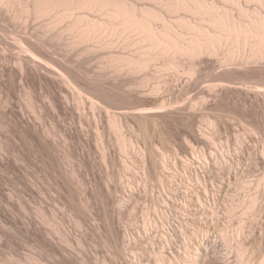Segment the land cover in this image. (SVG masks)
Returning <instances> with one entry per match:
<instances>
[{
    "label": "rangeland",
    "instance_id": "obj_1",
    "mask_svg": "<svg viewBox=\"0 0 264 264\" xmlns=\"http://www.w3.org/2000/svg\"><path fill=\"white\" fill-rule=\"evenodd\" d=\"M53 1L0 0V264H264V52L86 41L106 14Z\"/></svg>",
    "mask_w": 264,
    "mask_h": 264
},
{
    "label": "bare ground",
    "instance_id": "obj_2",
    "mask_svg": "<svg viewBox=\"0 0 264 264\" xmlns=\"http://www.w3.org/2000/svg\"><path fill=\"white\" fill-rule=\"evenodd\" d=\"M154 1L158 7L139 8L136 4L124 0H57L56 3L50 5L64 6L63 11L61 10L63 15L60 14L61 18L70 17L71 14L69 13L72 11L70 9L73 6H78V9L83 7L106 14V17L96 20H82L81 16H74L71 26L79 29L81 38L86 39V41L96 37L112 38V36L133 33L139 36L138 39L141 42L147 43L149 50L158 49L161 52L160 55L168 56L170 61H173L177 55L196 56L205 51L213 53L218 47L226 43L230 45V55L243 51L246 47H249L256 57L262 56L264 52L263 19L259 15L249 19L246 10L238 3L239 0L221 1L238 3L240 16L244 20L249 19L245 22H243L244 20L238 21L227 8L215 2L204 0H191V2L190 0ZM260 3L264 4V0H260ZM51 8L53 7L51 6ZM44 9H49L48 5ZM179 10L202 17L206 24H193L183 18L172 23L164 17ZM157 23H160V27L156 26ZM178 27L186 30V37L178 31ZM145 54L144 56L141 54L142 56L138 59L129 60V64L136 69L146 68L150 58L148 54Z\"/></svg>",
    "mask_w": 264,
    "mask_h": 264
}]
</instances>
